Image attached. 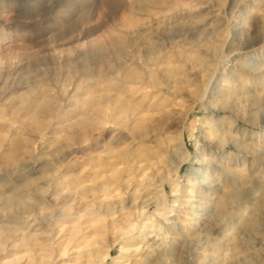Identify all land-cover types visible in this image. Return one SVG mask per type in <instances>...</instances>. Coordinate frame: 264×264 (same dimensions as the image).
<instances>
[{"label":"rangeland","instance_id":"obj_1","mask_svg":"<svg viewBox=\"0 0 264 264\" xmlns=\"http://www.w3.org/2000/svg\"><path fill=\"white\" fill-rule=\"evenodd\" d=\"M89 263L264 264V0H0V264Z\"/></svg>","mask_w":264,"mask_h":264},{"label":"bare ground","instance_id":"obj_2","mask_svg":"<svg viewBox=\"0 0 264 264\" xmlns=\"http://www.w3.org/2000/svg\"><path fill=\"white\" fill-rule=\"evenodd\" d=\"M127 150V149H126ZM124 152H125V150H123ZM123 151H121V152H123ZM121 153L119 156H117L115 159H117L118 157V159H117V162H121V163H123V165H124V167H123V170L124 169H126V167L127 166H132V164H134L133 163V161L134 160H136V161H138V162H140L142 159H144V160H147L146 158H144V157H142L140 154H138V153H132L131 151H130V153L129 152H125V153ZM100 160H103V158L102 159H100ZM106 160V159H105ZM35 162V161H34ZM32 163V167L35 165V163ZM103 162V161H102ZM106 163V162H105ZM132 163V164H131ZM136 164V163H135ZM122 171V170H121ZM94 182H95V184L93 185V189L95 188H99L100 187V185H98L97 183H96V181L94 180ZM28 184V183H27ZM49 185H51V184H49ZM10 186V185H9ZM53 186V185H52ZM55 186V185H54ZM51 187V186H50ZM40 188V187H39ZM54 188V187H53ZM52 188V189H53ZM29 188H25V186H23V185H18L17 186V188H15V192H14V194L13 195H11V196H8V197H6L5 198V200H4V205L5 206H7V207H9V206H11V205H15V204H17V203H19V202H21V195H22V197H23V195H26L27 194V191H29L28 190ZM34 190H37L36 188L34 189ZM24 191H26V193H23ZM16 194V195H15ZM36 195V194H35ZM189 207H192V206H189ZM195 207V206H194ZM198 207V206H197ZM200 208V207H199ZM106 211V210H105ZM177 214H174V217L176 216ZM176 221V220H175ZM174 220H172L169 224H167L166 226V228H167V231L169 230H171L170 232L172 233L173 232V230L174 231H176L177 233H179V234H181V235H184V234H188V232L186 231V229L184 228V226H183V224H181V223H178V222H175ZM187 224V223H186ZM173 229V230H172ZM172 237L174 236L173 234L171 235ZM169 237V236H168ZM174 238H171L170 240L171 241H167L169 244L167 245L166 244V246H165V249L168 251H170L171 249H174V247H175V240L174 241H172ZM179 239V238H178ZM181 240V239H180ZM166 242V243H167ZM177 242V241H176ZM178 245V244H177ZM180 245V244H179ZM181 250V249H180ZM183 251L182 252H180L179 253V255L180 256H184V257H186V258H189V255H190V252H189V249H188V251H185L184 252V249H182ZM165 252V251H164ZM171 257V256H170ZM169 258V257H168ZM96 261H100V259H97ZM93 263V262H92ZM92 263H89V264H92Z\"/></svg>","mask_w":264,"mask_h":264}]
</instances>
